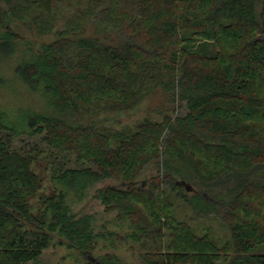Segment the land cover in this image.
I'll list each match as a JSON object with an SVG mask.
<instances>
[{
  "label": "trees",
  "instance_id": "1",
  "mask_svg": "<svg viewBox=\"0 0 264 264\" xmlns=\"http://www.w3.org/2000/svg\"><path fill=\"white\" fill-rule=\"evenodd\" d=\"M0 1V59L19 38L11 19L59 35L16 67L53 113L29 111L21 128L0 113V264L39 259L55 233L92 256L97 240L88 217L69 216L67 191L104 178L120 181L98 197L130 224L141 264H264L253 252L264 245V0ZM90 25L107 35H85ZM157 90L162 119L134 130L67 119L130 110ZM22 133L48 149L17 148ZM41 159L61 190L42 192ZM153 162L158 173L140 180ZM230 176L226 197L195 186ZM177 200L219 215L230 238L198 234L178 218ZM97 264L123 262L106 253Z\"/></svg>",
  "mask_w": 264,
  "mask_h": 264
},
{
  "label": "rangeland",
  "instance_id": "2",
  "mask_svg": "<svg viewBox=\"0 0 264 264\" xmlns=\"http://www.w3.org/2000/svg\"><path fill=\"white\" fill-rule=\"evenodd\" d=\"M259 1L262 2L263 0ZM4 8L5 4L0 1V13ZM8 23L19 34V38L16 40L14 52L0 59V113L7 117L9 123L17 124L21 128L22 125L24 126L22 117L29 111L35 113L48 112L50 114L53 111L51 110V104L47 101L48 99L40 91L31 89L18 76L16 67L22 60L30 59L36 54L43 44L53 42L59 35L56 31L49 34L32 31L22 22L13 19ZM2 30L5 31L0 25V31ZM85 35H98L103 38L107 34L96 33L95 28L90 25ZM176 104V109H178V103ZM166 105V97L162 90H157L130 110L119 112L102 111L85 119L67 115V119L80 124L93 122L100 127L107 126L118 130L130 128L134 130L137 124L147 117L161 120L162 115L157 110ZM185 112L186 107L184 106L178 109V114ZM33 144H37L34 145L36 148L42 150L48 149V146L41 139L37 137L29 138L23 133L14 142L17 148L23 149H30ZM68 156H71V161L73 162L67 165L70 167L81 166V163L75 160V156ZM59 158L61 160L64 159L61 155ZM35 168L44 178L43 193L63 188L61 184L52 179L53 172L50 170V165H48L46 159H41ZM158 169L159 167L157 168L155 162L150 163L145 168L140 180L157 174ZM198 184H195V186L199 190H207L219 196H224L228 194L231 187H234L235 180L230 176L221 181L216 180L211 182L210 185ZM108 185L118 186L120 185V181L113 178H104L102 180L91 181L87 186L83 187L82 185H75L67 191L66 206L69 209L67 211L69 212V216H74L76 219L88 217L87 220L90 223L89 231L93 238L97 240L98 246L93 250L92 256L84 255L85 253L83 254L82 251L71 248L66 237L55 233L54 240L43 251L40 258L27 264H97L98 257L106 253L118 255L123 264H141L136 243L126 238V235L133 231L130 224L120 221L117 218L116 211H105V206L98 197V190ZM31 202L34 205V210L37 211L39 197H34ZM175 212L178 218L190 222L198 234L204 231H212L221 242H225V240L230 238V231L227 225L216 213L198 214L192 206L184 204L182 201L179 202V200L176 201ZM28 226L31 227L32 225L28 223ZM89 231H87L88 234ZM253 252L264 253V245L259 246Z\"/></svg>",
  "mask_w": 264,
  "mask_h": 264
}]
</instances>
